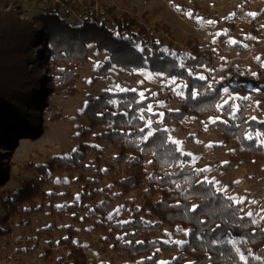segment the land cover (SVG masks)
<instances>
[{"label":"trees","instance_id":"obj_1","mask_svg":"<svg viewBox=\"0 0 264 264\" xmlns=\"http://www.w3.org/2000/svg\"><path fill=\"white\" fill-rule=\"evenodd\" d=\"M7 4V0H0V149L12 146L14 135L20 132L37 135L42 130L37 115L41 109V115L52 120L61 117L48 97L75 95L77 71L91 61L90 44L106 53L102 70L117 67L129 74L140 70L164 73L160 76L169 90L166 97L176 106L164 108L159 118L157 112L147 111L150 98H139L137 91H99L83 109L86 125L78 133L76 150L69 156H54L44 164H30L38 177L9 196H0V236L12 232V220L28 222L35 211L47 209L64 224L57 227L51 222L36 232L51 236L50 232L58 228L64 236L48 241L44 256H57L46 264H89L83 246L76 243V225L85 224L104 234L111 249L123 258L119 264H158L163 249L176 251L169 264H245L239 259L241 253L248 257L247 264H264V225L252 223L254 219L241 205L216 191L214 184L199 179L189 155L177 150L164 126L173 122L184 129L179 123L185 117L202 125L206 116L220 115L222 119L209 126L217 129L221 139L217 149L231 147L224 168L263 161L264 146L246 139L249 133H264V116L252 119L250 99L237 101L239 111L235 116L231 115L235 107L232 101L231 106L216 107L225 81L209 78L215 55L211 46L187 38L183 46L188 54L174 51L159 36L160 32L170 33L166 24L148 27L127 11L116 15L108 8L110 27L87 8L81 23L70 25L55 9L26 19ZM37 43L42 49L39 57L32 51ZM204 68L206 79L200 80L194 71ZM258 73L263 84L257 92V107L264 110V67ZM176 84H180L183 95H175ZM193 91L198 93L195 98ZM109 100L117 103L110 104ZM141 115L144 119H139ZM149 120L152 124L147 128ZM151 130L157 131L144 141L143 136ZM196 134L200 135L201 129ZM7 168V164L0 166V187L8 175ZM52 173L68 174L80 187L78 195L46 188ZM130 196L122 206L124 213H112L110 218V206ZM194 205L198 206L196 211L191 210ZM166 229L190 230L187 243L165 241L160 235ZM230 240L236 241L235 245L228 243Z\"/></svg>","mask_w":264,"mask_h":264},{"label":"rangeland","instance_id":"obj_2","mask_svg":"<svg viewBox=\"0 0 264 264\" xmlns=\"http://www.w3.org/2000/svg\"><path fill=\"white\" fill-rule=\"evenodd\" d=\"M8 7L17 8L21 16L31 19L33 16L49 12H56L70 25H79L82 16L87 15L86 9L93 10L95 17L104 19L106 25L112 27L110 12L113 14L127 11L135 16L146 26L154 23L166 24L170 33L160 32L159 36L164 44L176 51L188 54L183 42L187 38H194L201 44H208L214 50V61L209 78L211 80H223V89H229L222 96L218 104H222L229 97L236 106L237 101L247 96L250 97L252 117L264 116V110L257 107L259 95L257 90L263 84V77L258 73L264 67V0H7ZM78 6V9L76 7ZM177 6L181 8L177 11ZM191 12L193 17H189ZM248 13H259L253 17ZM234 14V15H233ZM203 18V22L196 19ZM207 21H215L208 24ZM219 33L220 35H217ZM239 43L232 44L230 40ZM246 45V47H245ZM40 43L33 47V54L40 56L42 50ZM91 61L78 69V79L74 96L50 95L48 101L59 109L61 117L50 119L47 115H37L41 118L42 130L34 137L20 132L13 137V144L7 150L0 149V166L7 164L8 175L0 187V196H9L23 183L35 180L38 173L30 164H44L54 156H66L78 145V133L86 125L83 109L86 102L92 100L99 91L119 92V86L123 89H135L140 96L150 98L149 105L152 112H157L159 118L169 105L176 103L168 100L169 90L163 77L148 72L137 71L129 74L120 71L117 67L108 70L100 69L105 58L104 51H97L93 44L88 46ZM207 69H196V75H204ZM41 74L47 75L45 69ZM255 73V75H253ZM152 74V78H146ZM180 84L173 89L175 95L181 96ZM155 94V95H153ZM141 98V97H139ZM220 109V108H219ZM222 119L220 115L206 116L202 125L194 118L185 117L180 121V126L171 122L165 124L169 130L171 140L180 141L176 144L181 152L188 154L192 166L196 169L199 179L218 181L214 184L216 189L226 188L223 192L228 197L245 198L243 204H239L246 213L252 212L253 219L264 225V159L253 165L237 166L236 164L225 169L223 162L227 160L229 149H217L215 146L221 143L218 131L209 125L213 120ZM201 129V134L196 132ZM191 135V137H187ZM212 144L211 147H208ZM203 170V171H201ZM240 181V183H235ZM46 188L58 192L71 191L75 196L80 192L76 182L71 181L68 174L52 173L46 182ZM128 198L115 201L109 208L108 214L121 215L124 213L122 206ZM64 199L58 201L61 204ZM255 201V203H252ZM0 206V216L2 215ZM51 222H56L57 227L64 224L51 214L47 209L34 212L28 222L26 219L16 218L11 221L12 232L9 235L0 236V264H46L56 258V253L44 256L49 247L48 241H57L64 236V231L55 228L50 232L51 236L39 234V228L46 227ZM66 223V222H65ZM78 237L76 243L83 246L87 253L89 264H119L123 258L114 252L110 244L104 240V234L94 230L91 224L76 225ZM165 241H185V229H166L164 235H160ZM176 251L163 249L158 259L170 261Z\"/></svg>","mask_w":264,"mask_h":264},{"label":"snow or ice","instance_id":"obj_3","mask_svg":"<svg viewBox=\"0 0 264 264\" xmlns=\"http://www.w3.org/2000/svg\"><path fill=\"white\" fill-rule=\"evenodd\" d=\"M180 10H181V8H180L179 6H177V11H180ZM187 15H188L190 18L193 17V14H192L191 12H187ZM233 15H234V14H233ZM248 15L255 17V16L259 15V13H248ZM196 19H198V20H200L201 22H203V18L196 17ZM206 23H208V24H212V23H215V21H207ZM261 27H264V25H262ZM217 35H220V34L217 33ZM229 42L232 43V44L239 43L238 41H236V40H234V39H233V40H230ZM137 47H138V49H139L140 51H142V52L144 51V49H143V48H140L139 45H137ZM245 47H246V45H245ZM171 54H172V55H176L175 53H171ZM180 66H181V67H184L183 64H181ZM140 71H143V70H140ZM190 74H191V70H190ZM156 75H161V76H162V75H164V73H157ZM253 75H255V73H253ZM146 78L151 79V78H152V74H147ZM199 79H200V80H205L206 77H205L204 75H199ZM172 82H175V77L172 78ZM209 87H211V86L209 85ZM117 88H118L120 91H136L135 89L126 90V89L120 88L119 86H117ZM108 91H111V89H109ZM223 91H224L225 93H228V92H229V89L225 88V89H223ZM257 91H258V90H257ZM178 94H179V95H183V93H178ZM153 95H155V94H153ZM191 95L193 96V98H195V97L198 95V93H197L196 91H193V92L191 93ZM140 97H141V99H145L143 93H140ZM234 99H235V97H229V99L224 100L222 104H218V105H216V107H217V108H224L225 106H231V105H230V101H231V100H234ZM243 99H244V100H248V99H250V97L245 96V97H243ZM86 103H87V102H86ZM109 103H110V104H116L117 101H116V100H109ZM257 103L259 104V102H257ZM142 111H143V110H142ZM147 111H152V106H151V105L148 106ZM170 111H171V110H170ZM177 111H178V110H177ZM237 111H239V106H235V107H234V110L231 112V115L235 116ZM100 115H103V113H100ZM161 116H163V114H161ZM139 119H144L143 115H141V116L139 117ZM216 119H219V117H217ZM252 119L255 120L256 118L253 117ZM212 122L215 123L216 121L213 120ZM224 122L226 123V121H224ZM151 124H152V121L149 120L148 123L145 125V127L150 128V127H151ZM140 131H141V132H144V129L142 128V129H140ZM155 131H157V130H151V131H148L147 134L143 136V140H144V141H148L149 138H151V137L154 136ZM164 131H167V129H165ZM261 136H264V133H262V132H256L254 135H253L252 133H249V134L246 135V139H248V140H253V139H255V140H257V141L259 142L260 146H264V139H260ZM171 143H173V144H177V145H178V144H180V143H182V142H180V141H176V140H171ZM211 146H212V144H209V145H208V147H211ZM96 147H99V146L97 145ZM75 150H76V149H73V151H75ZM177 150H179V149H177ZM188 155H191V154H188ZM149 163H151V161H150ZM223 163H224V164H227L228 162H227V161H224ZM201 171H203V170H201ZM203 182H204V183H209V184H218V183H219L218 181H215L214 179L211 180V181H209L207 177L205 178V180H204ZM198 183H200V182L198 181ZM235 183H240V181H235ZM226 190H227L226 188H219V189H216V191L221 192V193L225 192ZM227 199L230 200V201H233V202H235V203H238V204H243L245 198L227 197ZM252 203H255V201H252ZM58 207H62V206H58ZM197 208H198V206L194 205L193 208H192L191 210H192V211H196ZM246 215L251 217V216H253V213L250 211V212L246 213ZM110 218H111V214H110ZM261 219H264V216H262ZM122 223H129V221H122ZM252 223H254V224H258L259 221H257V220L254 219V220L252 221ZM188 231H190V230H186V234H187ZM171 242H172V243H177V244H186V243H187V241H171ZM137 243H143V241H137ZM214 243H215V242H214ZM228 243L235 245L236 241L230 240V241H228ZM236 251H237L238 253L240 252L239 249H236ZM149 259H150V258H149ZM239 259L242 260V261H245V264H247L248 257L245 256L244 254L241 253V254L239 255ZM257 259H260V257H257ZM160 264H169V262H167V261H162V262H160ZM189 264H196V262H189Z\"/></svg>","mask_w":264,"mask_h":264}]
</instances>
